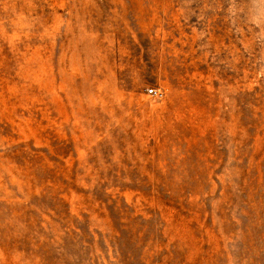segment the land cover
I'll use <instances>...</instances> for the list:
<instances>
[{
    "label": "rangeland",
    "instance_id": "1",
    "mask_svg": "<svg viewBox=\"0 0 264 264\" xmlns=\"http://www.w3.org/2000/svg\"><path fill=\"white\" fill-rule=\"evenodd\" d=\"M0 264H264V0H0Z\"/></svg>",
    "mask_w": 264,
    "mask_h": 264
},
{
    "label": "built area",
    "instance_id": "2",
    "mask_svg": "<svg viewBox=\"0 0 264 264\" xmlns=\"http://www.w3.org/2000/svg\"><path fill=\"white\" fill-rule=\"evenodd\" d=\"M148 92H149L151 95H158V94H159L157 88H153V87L149 88V89H148Z\"/></svg>",
    "mask_w": 264,
    "mask_h": 264
}]
</instances>
